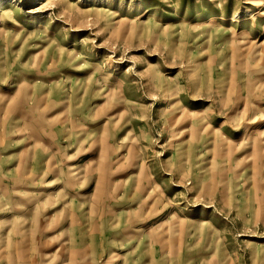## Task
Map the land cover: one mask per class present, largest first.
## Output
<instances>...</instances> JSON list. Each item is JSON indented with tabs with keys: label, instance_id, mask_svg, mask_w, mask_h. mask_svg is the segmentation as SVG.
I'll use <instances>...</instances> for the list:
<instances>
[{
	"label": "rangeland",
	"instance_id": "rangeland-1",
	"mask_svg": "<svg viewBox=\"0 0 264 264\" xmlns=\"http://www.w3.org/2000/svg\"><path fill=\"white\" fill-rule=\"evenodd\" d=\"M0 264H264V0H0Z\"/></svg>",
	"mask_w": 264,
	"mask_h": 264
},
{
	"label": "crops",
	"instance_id": "crops-1",
	"mask_svg": "<svg viewBox=\"0 0 264 264\" xmlns=\"http://www.w3.org/2000/svg\"><path fill=\"white\" fill-rule=\"evenodd\" d=\"M38 161H39V164L38 165H36V167H38V172L40 171V169H41V171L43 170V166L42 165H40V164H43V162L45 161V164H43L44 166H46L47 164H49V163H53V159H51L50 158V155H48L45 159H42V160H40V159H38ZM57 162V161H56ZM55 162V163H56ZM31 163H34V161L33 162H31ZM34 165V164H33ZM33 167V166H32ZM40 168V169H39ZM40 171V172H41ZM59 172L63 175V176H65V188L66 187H69L68 186V184L70 183V172H68V171H66V173L64 172V170H59ZM73 196V195H72ZM39 200H41V198H39ZM73 200V198H71V197H69V199H68V207L67 208H69V214H68V217H69V220H67L66 221V219H60L59 218V215H58V217L56 218V220H48L49 222H54V228L55 229H53L54 231H56L57 229H60L61 228V226H64V225H69V227L71 226V224L72 225H74V224H76V223H73V220L75 221V219H73V217L75 216L74 214H75V212H73L72 210H78V208H77V206H75V202L74 201H72ZM59 206H60V203L58 204ZM82 205V204H81ZM80 205V206H81ZM78 207H79V205H78ZM70 217H71V220H70ZM68 221H69V223H68Z\"/></svg>",
	"mask_w": 264,
	"mask_h": 264
}]
</instances>
